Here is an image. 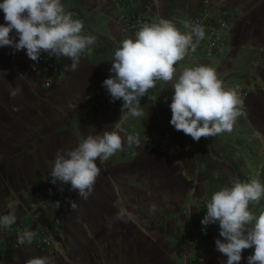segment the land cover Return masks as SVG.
<instances>
[{
	"label": "crops",
	"instance_id": "obj_1",
	"mask_svg": "<svg viewBox=\"0 0 264 264\" xmlns=\"http://www.w3.org/2000/svg\"><path fill=\"white\" fill-rule=\"evenodd\" d=\"M119 1L121 8L116 0H61L97 42L91 55H81L75 72H65L64 65L71 60L61 58L51 88L43 86L51 58L47 53L33 61L26 50L0 47V216L14 214L16 223L11 227L47 230L57 248L48 252L33 243L19 245L8 229L0 227V264H25L38 256L54 257L55 264H193L197 260L226 264L227 257L215 245L216 239L223 240L219 224H209L204 234L201 220L212 193L230 185L236 170L232 159L214 150L246 137L264 152V0L130 2V8L150 16L151 23L166 18L181 32L188 31L183 28L185 20L203 16L205 37L195 53L175 66L177 74L194 64L207 65L216 69L224 85L239 82L250 89L241 99L246 114L237 119L232 132L198 142L170 124L171 82H157L141 98L139 118L122 114V100L110 102L102 82L110 75L120 42L134 38L120 29L119 14L128 0ZM224 19L228 20L226 46L208 53L211 32L223 31ZM5 23L0 10V24ZM10 35L18 40L15 30ZM34 63L39 65L37 71L31 68ZM13 88L21 89L15 98L9 95ZM104 131H116L122 138L137 135L140 144L128 147L125 142V151L103 165L97 159L102 171L88 200H80L71 185L61 191L49 174L56 152L75 148L86 136ZM146 135L155 143L146 142ZM56 201L57 209L52 206ZM70 201H77L75 210ZM120 208L132 214L127 222L113 219ZM253 252L244 250L240 264H247Z\"/></svg>",
	"mask_w": 264,
	"mask_h": 264
},
{
	"label": "clouds",
	"instance_id": "obj_2",
	"mask_svg": "<svg viewBox=\"0 0 264 264\" xmlns=\"http://www.w3.org/2000/svg\"><path fill=\"white\" fill-rule=\"evenodd\" d=\"M0 10L4 12L5 24H0V47L9 46L16 51L26 50L27 56L39 61L42 53L49 57L68 58L65 72L78 69L81 55L92 54L97 37L85 32L84 22L66 11L61 0H3ZM181 30L169 19L143 23L134 38L123 39L111 59L110 75L102 82L110 102L122 100L121 112L125 116H143L141 98L157 82L172 83L174 94L169 105L170 124L176 131L198 142L202 137H215L231 133L237 119L246 113L238 88H225L211 66L186 67L177 74L175 67L189 53H195L205 37V27L185 20ZM15 30L18 40L10 34ZM21 94L20 88L10 90V97ZM167 100V98H165ZM14 110H18L14 108ZM126 110V111H125ZM140 144L137 135L122 138L116 131L88 135L75 148L58 150L50 171L51 182L71 185L80 200L92 195L101 167L117 152ZM63 191V188L60 189ZM264 197V184L251 178L242 182L234 177L230 185L212 193L206 202V215L201 220L202 232L206 234L209 224H219L216 250L227 257L226 264H240L242 252L254 249L247 257V264H264V212L258 216L249 210L250 203H259ZM71 209L77 201H70ZM55 209L60 202L52 204ZM155 211V205L150 207ZM132 214L120 208L113 219L127 222ZM16 223L14 214L0 216V227L10 229ZM37 233L30 228L19 232L18 242L31 245ZM25 264H55L54 257H31Z\"/></svg>",
	"mask_w": 264,
	"mask_h": 264
},
{
	"label": "built area",
	"instance_id": "obj_3",
	"mask_svg": "<svg viewBox=\"0 0 264 264\" xmlns=\"http://www.w3.org/2000/svg\"><path fill=\"white\" fill-rule=\"evenodd\" d=\"M131 0L126 1L125 8L121 10L119 14V22H120V29L123 33L133 34L139 30L140 26L143 23H151L152 18L148 15H143L138 12L133 11L130 8ZM115 5L119 8L123 6L122 2L116 0ZM190 21L202 23L204 21L203 16H195ZM220 27L223 31H213L211 32V37L208 40L206 50L208 53H218L222 51L226 46V41L228 39V20L224 19L220 21ZM198 64H194L193 67L197 66ZM47 66L49 72L46 74L45 79L43 81V86L45 88H51L55 84V79L57 74L60 72V66L56 57H51L48 62ZM31 68L35 71L39 69V65L34 63L32 64ZM225 88H238L240 99L245 98L250 93V89L247 86L242 85L239 82H229L224 85ZM146 142L155 143L154 139L150 135H146L144 137ZM60 188L70 186L69 184L61 185L60 182H57ZM24 230L22 227H11L8 231L14 236L17 244L20 245L18 242V234L20 231ZM47 231V230H46ZM45 230L41 232H36L37 235L33 241V244H36L40 249L48 252H54L56 245L55 240L52 234H48ZM193 264H203L201 260L195 261Z\"/></svg>",
	"mask_w": 264,
	"mask_h": 264
},
{
	"label": "rangeland",
	"instance_id": "obj_4",
	"mask_svg": "<svg viewBox=\"0 0 264 264\" xmlns=\"http://www.w3.org/2000/svg\"><path fill=\"white\" fill-rule=\"evenodd\" d=\"M218 140L216 138L214 141L218 142ZM224 145L225 148L219 149L217 147L214 153L232 159L236 169L233 173L234 177L242 182H249L251 178H257L261 181V175L264 176V152H258L251 139L242 137L238 138L235 143L227 142ZM262 184H264V181ZM251 212L257 216L264 212V197L261 198L259 203H252ZM56 249L54 252H56Z\"/></svg>",
	"mask_w": 264,
	"mask_h": 264
},
{
	"label": "trees",
	"instance_id": "obj_5",
	"mask_svg": "<svg viewBox=\"0 0 264 264\" xmlns=\"http://www.w3.org/2000/svg\"><path fill=\"white\" fill-rule=\"evenodd\" d=\"M260 178H262V179H264V176L263 175H261V177ZM263 182V181H262ZM251 206H252V203H250L249 204V210L251 211Z\"/></svg>",
	"mask_w": 264,
	"mask_h": 264
}]
</instances>
